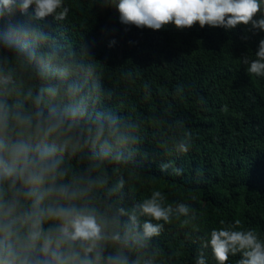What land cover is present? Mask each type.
Listing matches in <instances>:
<instances>
[{
    "label": "clouds",
    "instance_id": "9594fccd",
    "mask_svg": "<svg viewBox=\"0 0 264 264\" xmlns=\"http://www.w3.org/2000/svg\"><path fill=\"white\" fill-rule=\"evenodd\" d=\"M119 22L138 29L178 30L244 26L264 32V0H98ZM65 0H0V264H156L147 252L166 226L198 221L184 202H167L160 190L128 204L140 125L104 107L94 78L97 61L56 44L44 30L64 21ZM25 17L24 20L17 15ZM245 39H248L246 36ZM112 41L110 46L114 45ZM247 72L264 78V38ZM183 128V122L177 121ZM175 153H187L191 132L176 133ZM172 151L169 154H172ZM174 161L161 172L181 169ZM136 183V182H135ZM131 185L130 190L133 189ZM134 194V193H133ZM196 264H264V239L239 219L198 236Z\"/></svg>",
    "mask_w": 264,
    "mask_h": 264
},
{
    "label": "trees",
    "instance_id": "16d2710c",
    "mask_svg": "<svg viewBox=\"0 0 264 264\" xmlns=\"http://www.w3.org/2000/svg\"><path fill=\"white\" fill-rule=\"evenodd\" d=\"M65 4L67 19L49 18L44 30L65 49L79 53L87 44L101 62L94 78L102 86L104 107L140 125L138 150L128 165L134 171L131 179L125 177L126 203L155 189L167 202L197 210L193 225L181 227L174 220L149 243L156 264H196L202 250L198 236L220 227L221 220L239 219L243 229L264 239V78L250 75L241 60L255 58L264 32L199 24L141 30L122 25L118 11L100 7L98 0ZM178 131L191 132L187 153L172 151ZM168 161L182 170L179 175L172 168L160 171ZM205 256L207 264H216L210 250ZM238 259L239 254L230 257L228 264Z\"/></svg>",
    "mask_w": 264,
    "mask_h": 264
}]
</instances>
